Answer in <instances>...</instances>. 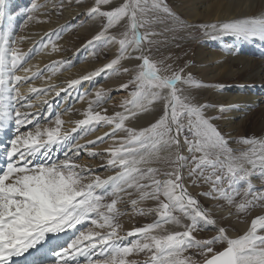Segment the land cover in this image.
<instances>
[{
  "label": "snow or ice",
  "instance_id": "obj_1",
  "mask_svg": "<svg viewBox=\"0 0 264 264\" xmlns=\"http://www.w3.org/2000/svg\"><path fill=\"white\" fill-rule=\"evenodd\" d=\"M80 2L77 0V3ZM111 3L112 0H95V5L88 10L90 17L106 19L102 30L88 43L103 41L105 45L118 44V55L104 68L82 79H90L101 71H119L117 66L121 60H135L134 68L123 69L124 73H132L131 79L120 86L127 89L132 85L134 90L129 93L131 99L121 105L125 112H116L112 116L93 112L91 103L99 104L102 98V93L97 92L96 101L91 102L84 113L85 119L76 121V127L72 129V132H76L77 128L95 131L96 126H111L110 132L89 142L103 143L107 137L119 144V147L107 150L110 156L108 165L118 170L102 179L68 157V152H65L66 159L62 161L32 165L28 160V157L37 154L48 157L54 145L66 144L68 151H73L74 146L67 134L61 135L64 121L59 115L55 117V128L42 130L38 121L33 124L34 115L31 112L22 111L31 109L33 105L20 89L35 78V74L33 77L16 74L18 71L28 73L30 69L24 67L25 55L19 48L11 46L10 34L3 29L6 0H0V131L10 122L16 125L17 133L29 124L34 127V131L29 129L12 139L10 147L3 152L7 163L5 168L0 169V264H10L13 256L35 248L44 241L46 234L64 232L85 221L108 231H80L75 239L67 246H60L59 250L38 251L44 255L50 252L55 257L52 264H79L78 255L86 257L88 264H139L129 257L140 254L145 255L143 264H198L193 256L185 255L191 250L203 258L202 264H264V235L258 234L259 230H264V215L254 217L247 231L236 238L229 237L227 229L220 227L212 238L196 239L193 233L203 230L201 221L212 225L216 221L185 188L181 169L186 157L180 154L183 136V143L192 154L189 177L198 176L210 185V191L200 195L224 199L232 205L235 197L241 194L238 185L243 182L244 198L235 204L236 212L250 214L253 208L264 207V191H255L251 184V177L257 170L264 179V139L243 137L238 143L248 146L247 149L233 154L228 140L212 123L217 117L206 114L212 106L196 102L191 95L193 88L206 85L194 80L184 68H174L166 59L152 57L151 45L155 43L152 37L159 33L153 31L151 25L162 22L155 14L174 15L161 0H122L119 6L102 10V5ZM40 7L33 3L28 9L30 14L27 19L32 20L31 13ZM176 24L179 28L188 26L178 18ZM116 25H121L123 31L119 36L110 35L109 30ZM198 27L205 36L214 40L231 35L245 41H264V14ZM141 29L144 31L141 32ZM20 39L22 41L24 37ZM49 43H52L51 40L41 41L42 47H47ZM56 50L52 43V51ZM79 83L80 80H71L68 86ZM28 92L46 94L34 87H29ZM155 104H160L161 114L154 123L140 130L126 127L125 121L139 112L148 111ZM225 110L223 105L219 106L220 112ZM120 131L126 135L118 137ZM162 152L168 155L162 156ZM79 154L77 147L74 155ZM89 155L94 157L98 153L90 151ZM161 160L168 165V170L162 173L165 180L157 178L161 174L160 169L150 166L154 161ZM142 165L149 166L145 168ZM207 169L212 171L206 176ZM193 183H196L195 180ZM129 190L139 194L137 199L130 201L135 214L155 213L157 219L127 232V236L137 239L123 246L114 241L122 227L119 217L126 214L117 208V204L123 199L121 193L132 195ZM108 197L112 199L105 202ZM146 200L155 201V207L138 209L137 205ZM184 220L189 223H184ZM169 224L183 230L168 231L166 225ZM83 241L88 243L83 244ZM218 244L222 245L219 250L216 248ZM93 255L98 258L93 260ZM31 264L40 262L33 260Z\"/></svg>",
  "mask_w": 264,
  "mask_h": 264
},
{
  "label": "bare ground",
  "instance_id": "obj_2",
  "mask_svg": "<svg viewBox=\"0 0 264 264\" xmlns=\"http://www.w3.org/2000/svg\"><path fill=\"white\" fill-rule=\"evenodd\" d=\"M89 1L91 0H87V3ZM121 2L122 0H112L110 5H102L101 8L102 10H111V8L119 6ZM161 3L168 5L171 12L174 11V13L177 12V14L180 13V15L174 14L173 17H168L162 12L155 14L159 17V21H162L151 25L152 30L159 33L158 35L152 37L155 43L151 45V50L153 52L158 50L159 52H157L158 54L155 59H166L167 63H172L173 66L176 64L177 69H179L183 67L182 64L187 63L193 55L195 62L198 63L201 69L193 72L190 70L187 73H192L194 76L197 75L198 77H202V81L205 82L206 86L202 87V89L193 88L191 90V95L195 97L196 102L212 106L206 110L207 115L218 113L222 116L224 114L231 113V117L221 121L219 124H215L217 129H223L225 125L226 129L224 128V131H220H222L223 136L226 137L227 140L231 139L233 144L236 142L238 143L241 138L246 137L245 132H251V138L264 139V41L252 39L244 41V44L241 43V46H237L240 41L234 36L227 35L218 37L214 40L205 36L203 34V30L198 27V25L201 24L221 23L243 17L260 16L264 14V0H161ZM61 5L62 1L58 2L57 0H45L41 3L39 10L32 14L34 17L32 20L21 18V21H24V24L27 26L24 27L23 31L25 32L26 28H28V31L34 30L37 24L40 23H42L46 29H49L54 25V21L57 20L58 22V20H62V22H67L70 18L76 15V13L69 14L68 12H63V7H60ZM183 5H187L186 8L183 9ZM84 8L86 7L77 5V9L75 10L80 11ZM29 14L30 13L28 12V15ZM5 15L8 16L7 13ZM83 16H86V14ZM83 16H77L76 19L80 20L84 18ZM176 18L185 22L188 26L183 28L177 27ZM49 22H52V26L49 25ZM75 22L76 20H71L60 32V34L65 37L63 41L66 43V47H59L56 54L52 52L46 53L43 52V50H47V47L50 46V44H48L47 47L41 48V43L39 41L37 44L38 47L36 48H41L43 50H40L38 53H34L37 49L33 47L30 51L26 53L24 52L26 57L24 67L29 68L30 71L28 73H24L23 71H18L16 73L17 75L29 77H33L35 74V78L31 79L28 83L21 87L20 91L23 95L25 92H28L29 87H34L46 92L44 95L39 93H30L29 96L33 95V97L36 98L35 101H33V107L31 109H22V111L31 112L34 115L33 124L38 121L42 130L44 128H52L49 125L47 127L44 126V123L48 119L51 111H53V114H56V112L57 114H61L62 117L60 118L64 121L63 133L67 134L69 142L74 146L73 151H68L66 144L54 145L53 148H55V150L53 155L52 152L48 155V157L37 154L34 157H28V160L30 162H34L35 164H43L47 163L46 161L49 160L52 155L49 163L62 161L66 159L65 152H68V157L73 159L76 158L77 155H74V152L76 151V148L79 147L80 154L82 153L80 165L91 169L95 175H99L102 179H106L108 176L114 175L115 170H118H114L113 167L109 166L107 163L110 158L107 150L113 147H110V144L114 145L116 143L107 137H105V142L103 143L91 144L89 142L96 141L97 137H103L106 132H110L111 126H96L95 131H87L86 128H77L76 132H72V129L76 127V121L85 119L84 113L89 109L90 103L96 101L97 92H101L102 95L105 94L106 97L104 103L102 104L104 109H107V111L102 114L112 116L113 113H116L113 112V109H116L119 112L122 111L120 109L121 105L123 102L131 99L129 93L132 92L131 89L134 87L129 85V87L132 86L131 88L128 87L129 89L120 88L122 84L128 83L130 79H119V82H123L121 85L117 84L110 86V81L107 80V74L112 76L114 70L107 72L101 71L98 75L91 76V78L87 80H83L81 77L79 78L81 79L80 83L73 87H69V83H65L68 81L67 79L71 78L69 77V74H71L69 71L70 73L66 72V74L63 75L65 78L61 76V78L58 79L61 80V82H57V84L54 82L56 85L46 86V84L54 81L51 79L54 75L50 76V73L58 70L72 51L78 52L79 50L81 53L84 47L88 48V38L97 35L102 30L103 25L106 23V19L99 17L93 23H87L86 29L89 30V34L86 35L75 34V31H73L75 28ZM84 25H81L82 30L83 27H85ZM110 30H114L115 35L119 36V34L123 31V28L121 25H116ZM143 31L144 30L141 29V32ZM197 37H202V40L191 41ZM48 39L49 38H47V40ZM110 45V52L101 51V55L94 61L95 64L88 66V70L83 77L104 68L107 63L114 59V56L116 57L118 55L119 45L115 43H110ZM205 46H210L211 49L205 48ZM32 49H34V52H31ZM106 57H109L108 60H106ZM126 61V64H122L119 67L123 69H132L137 63L135 60ZM181 61H183V63H181ZM59 72L60 71H58V73ZM208 88L209 90L206 91ZM212 88H218V93L222 94V96H220V94L218 95L220 96L218 99H214L216 94L213 96V101L217 103L210 101L212 100V95L206 100H203V97L207 94L209 95ZM83 89H86L87 94L92 96L91 101L89 100L88 103L78 100V96L83 94ZM111 89L115 92L110 94L109 92ZM121 90L126 91L127 94L124 95L123 93H120ZM57 93H59V95H57ZM39 100H41V104L36 105V102ZM221 102H225L224 107L226 110L224 112L219 111V103ZM38 107H40V110H38L40 112H36V108ZM91 107L93 112H95L96 103H91ZM160 114L161 106L160 104H155L151 106L148 111L139 112V114L134 118L125 121V124H131L136 130H140L148 127L151 123H154L155 120L159 118ZM254 114H257V118L252 123L251 128H248L247 116H252ZM232 120H234V122H232ZM33 124H29L26 131L29 129L34 131ZM63 133L61 132V134ZM11 134H15L16 137L21 133H17L16 125L10 122L5 125L2 131H0V169L6 167L7 161L4 156V158L2 157L4 152L3 150H5L3 147L5 142L9 139L12 140ZM234 146H237V144ZM90 151L98 153V155L94 157L90 156ZM166 154L167 152L161 153V155ZM54 158H57V160L55 161ZM153 164L156 165L154 162L151 165ZM257 173L258 172L256 171V174ZM257 182L258 184H261L260 186H264V179L259 178ZM129 191L132 192V190ZM120 195L123 199L117 204L118 209L122 213L127 214L129 212L127 214L128 216L125 218L127 222L125 221L122 223V228L124 229L119 230L118 233V236L122 237L127 236V232L137 227L140 215L132 212L133 208L130 201L135 198H132V196L124 193H121ZM240 197L242 196L240 195ZM240 197L236 196L235 201ZM235 204L232 206L233 204L229 205V203H210L211 209L208 211V215L211 219L216 221V224H204L203 222L202 229L208 230L209 232H217L218 228L224 227L227 229V235L229 237L236 238L247 231L249 224L254 217L264 215V207L259 206L253 208L250 211V214H238L236 212ZM140 205L141 203L137 205L138 209L141 207ZM156 219L157 217L153 218V220ZM142 223L145 224L144 221H142ZM166 228L168 231L183 230L182 228L178 229L171 224L166 225ZM89 229H91L94 233H106L108 231V229L101 231L96 229L94 226H87L83 222L82 224L77 225L76 228L67 229L64 232H59L48 237L37 246L33 253L25 252L22 255H19L17 264H31V261L33 260H37L39 262L48 261L50 257H52L51 253L49 252L47 255H44L43 252L38 251V249L55 248L56 250H59L60 246H67V244L71 242L68 240L72 238L70 235L77 237L80 231L87 233ZM258 234L264 235V230H259ZM116 238L117 237L114 238L115 242L119 240ZM129 238L130 237L127 236V240ZM119 242H122V240ZM87 243L88 241H83V244ZM139 257L140 255L133 256L130 257V259L140 260L138 259ZM97 258L98 256H95L93 260ZM144 258L145 257L142 259ZM81 259H85L87 261L86 257L78 255L77 260L80 261Z\"/></svg>",
  "mask_w": 264,
  "mask_h": 264
},
{
  "label": "rangeland",
  "instance_id": "obj_3",
  "mask_svg": "<svg viewBox=\"0 0 264 264\" xmlns=\"http://www.w3.org/2000/svg\"><path fill=\"white\" fill-rule=\"evenodd\" d=\"M44 1L45 0H6L5 14L7 13L8 16L4 15V19L2 21L3 29L5 31H8L9 34H10V44H11V46L12 47H15V48H19L20 51L23 54H25L26 52L30 51V49L33 48V47L34 48L38 47V45H37L38 42L40 41V43H41V41H43V40H44V42L45 41L48 42L49 40H51V42L54 43L55 46H56V48H57L56 51H58L59 50V47L60 48H61V46H65L66 47V43L63 41L65 37H64V35L60 34V32L64 29V27L67 25L68 22H70L73 19L76 20V22H75V28L73 29V31H75V34H85L86 35V34H89V30L86 29V24L87 23H93L97 18H99V17L92 18V17H90L87 14L88 13V10L92 6L95 5L94 4V0H91L88 3H87V0H81L80 3H77V0H64V1L63 0H57L58 2L62 1V5H63V9L62 10H63V12H66V13L68 12L69 14L70 13H72V14L73 13H76V15L74 17L70 18L67 22H62V20H58V22H57V20H56V21H54V23H53L54 25L53 26H52V22H49V25L52 26L49 29H46L43 26V24L40 23V24H37V26L35 28V29L38 28L37 30L34 29V30H29L28 31V28H26V31L24 32L23 31L24 30V27H27V26L24 24V21H21V18L27 19V17H28V9H30L32 7V4L33 3H36L38 5H41V3H43ZM77 5H80L81 7H86V8H84L83 10H80V11L78 10L77 11V10H75V9H77ZM163 5L166 6L167 8H169L168 5H166V4H163ZM186 6L187 5H183L182 6L183 9L186 8ZM74 10H75V12H74ZM172 12L175 15H180V13H179L180 11L178 12L179 14H177V12L174 13V11H172ZM31 14H34V13H31ZM82 14L83 15L86 14V16H83ZM77 16H83L84 18L80 19L81 20L80 21V20L76 19ZM178 17H180V16H178ZM92 19H94V20H92ZM81 25L82 26L83 25L85 26V27H83V30L81 29ZM18 29H19V31H18ZM22 32H24L25 34L22 33ZM26 33H29V34H26ZM50 33L52 34L51 36L48 35ZM109 34L110 35H115L114 30L113 31L110 30L109 31ZM37 35H39V36H37ZM36 36H37V39H36ZM21 37H24V39L22 41L20 39ZM93 37L94 36L88 38L89 41L90 40H93ZM47 38H49V39L47 40ZM198 40L201 41L202 40V37H197L195 39H192L191 41H198ZM12 41H15V43H11ZM239 41L240 42H238V45L237 46H241V43L244 44V41L245 40L242 41L241 39H239ZM94 42L95 43H93L92 45H90L88 43L90 46L88 45V48L87 47H84L83 50L81 51V53L79 52V50H78V52L77 51H72L67 56V59H65L63 65L60 66L58 70H55L56 72L53 71V72L50 73V76H52V75L55 76V77L52 76V78H51L54 81L51 82L53 84L49 83V84H46V86L56 85L57 82H61V80H58V79L61 78V76L63 78H65L63 75H65L66 72H69V71L71 72V74H69L70 75L69 77H71V78L67 79L68 81H66L65 83H69L71 80H78L79 78L83 77V75L86 74V71L88 70V66L89 65L95 64L94 61H95V59H97L98 56L101 55V51H106V52L108 51V52H110V47H111L110 43L107 44V45H105L103 41H99V42L94 41ZM52 43H49L50 46L47 47V50L44 49L45 51L43 49H41V48H43L42 45H41V48H38V49L36 48L37 50L35 52H34V49H32L31 52L38 53V52H40V50H43V52H46V53L47 52H50V53L52 52V53L56 54V51L55 52L52 51ZM28 46H30V47H28ZM205 48H208L209 49L210 46H205ZM157 52H158V50H155V52H153L151 50V55H152V57L154 59L156 58L157 54L159 53V52L158 53ZM106 58H107L106 60H108L109 57H106ZM114 58H116V57L114 56ZM126 60H128V59L121 60L120 65L117 66V68L119 69V71H115L114 70V73L112 74V76H109L107 74V80L110 81V86L117 85V84H120L121 85L123 82L122 83H121V81L119 82V79H131L132 73L131 72L124 73L122 71L123 68L119 67L122 64H126V62H127ZM159 60H161V59H159ZM181 63H183V61H181ZM169 64H172V63H169ZM182 65H183V67H181V68H184L185 69V73L189 72L190 70H191V72H193L195 70L201 69L200 66L198 65V63L195 62V58H194L193 55L191 56L190 60L187 61V63H184ZM173 67L174 68L175 67L177 68V65L174 64ZM58 71H60V72L58 73ZM191 75L194 78V80H196V81L202 83L203 85H205V82L202 81L203 80L202 77H198L197 75L194 76L192 73H191ZM81 79H79V80H81ZM56 80H58V81H56ZM54 82L56 84H54ZM131 87H129V88H131ZM129 88H127V89H129ZM201 89H202V87H201ZM133 90H134V88L131 89V91H133ZM197 90H199V89H197ZM208 90H209V88L206 91H208ZM82 92H83V94L82 95L80 94L78 96V100L79 101L81 100L84 103H88L89 100L91 101L92 96L89 95V94H87L86 89L85 90L83 89ZM113 92H115V91L111 89L109 93L111 94ZM120 93H123L124 95L127 94L126 91H124V90H121ZM29 94H30V92L29 93L28 92L27 93L25 92L24 95L25 96H29ZM219 94L220 93H218V88H214V89L212 88V91L209 93V95L208 94L206 95L207 97L206 96L203 97V100H206L207 98H209V96L212 95L211 96L212 97V100H210V101H212L214 103H217V102L213 101V96L215 95V98L214 99H216V98L218 99V98H220V96H222V94H220V96H218ZM28 98L30 99L31 104H34L33 101H35L36 98L33 97V95L29 96ZM105 98H106L105 97V94H103L102 95V98H101V101L99 102V104H96V110H95V112H101V113L104 112L105 109H104L102 103H104ZM37 102H36V105L37 104L38 105L41 104V100H39ZM224 103L225 102L219 103V106H221V105L225 106ZM39 108L40 107L36 108V110H37L36 112H40V111H38V110H40ZM102 109H104V110H102ZM120 109L122 110L121 113H124L125 112V109L123 107H121ZM113 110H112L113 112H119L116 109H113ZM57 115H59L60 117H62L61 114H57V112H56V114H53V111H51L50 112V115L48 116V119L44 123V126L47 127L49 125L52 128L55 127L56 126V124H55V117ZM230 115H231V113L230 114H224L222 116H220L218 113H212L209 116L217 117L216 119L212 120V123L215 125V124H219L223 120L228 119L229 117H231ZM40 118H41V116H40ZM247 118H248V128L249 127L251 128L252 123L257 118V114H254L252 116L251 115H248ZM232 122H234V120H232ZM125 125H126V127L134 128L135 129V127L133 125H131V124H125ZM28 126L29 125H27L26 127L20 128V133H25L26 130H27L26 128H28ZM63 128L64 127L62 125L61 126V132L62 133L64 132L63 131L64 130ZM224 128L226 129L225 125H224ZM224 128L223 129H220V130L224 131ZM218 130H219V128H218ZM222 131H220V132L222 133ZM64 134L65 133H63L61 135H64ZM245 134H246V137L251 138V134H252L251 132H245ZM125 135L126 134L123 131H120V132L117 133V136L118 137H123ZM222 135H223V133H222ZM11 136H12V139L15 138V134L14 135L11 134ZM9 141H11V139H9L7 142H5V143H8V144H5L4 143L3 149H7V148L10 147L9 146ZM231 142H232L231 139L228 140V145H229L230 148L233 149V154H239L240 151L246 150L247 147H248L246 145H242V144L237 143V142L234 143V144H233V142L232 143ZM236 144H237V146H234ZM111 146H113V147H119V144L118 143H116L114 145L113 144H110V147ZM54 150H55V148H53L52 155L54 153ZM81 154L78 155V156H76V158H73V160H75L78 164H80L81 159H82ZM180 154L182 156L186 157V160L183 162L184 163V166L181 169L182 170V173H183V176H184V186L187 189L188 193L190 195H192L193 197H195L199 201L200 207L202 209L206 210L207 213H208V211L211 209L210 203H219V202H221V203H228L224 199H220V198L211 199V198H209L207 196L200 195V193H206V192L210 191V185L208 183H205L204 180L200 179L198 176L197 177H192V178L189 177V170H190V168L192 166V161H191V155L192 154L189 153L187 145H185L183 143V136H181ZM52 155H51L50 159L46 161L47 163H49V161H51ZM166 155H168V153ZM166 155H162V156H166ZM197 155H199V154L197 153ZM2 157H3V155H2ZM57 158H59V157H57ZM57 158H54V160L56 161ZM221 158L223 159V157H221ZM154 163H156V165L153 164V165H150V166L151 167H154V168L160 169V172H161V174L158 175L157 178L160 179V180H165L166 177L162 173L164 171L168 170V165L163 160H161L159 162H155L154 161ZM31 164L32 165H36L37 163L35 164L34 162H31ZM148 166L149 165H146V166L145 165L144 166L142 165L141 167H145L146 168ZM211 171H212L211 169H207L205 171V175L206 176L209 175L211 173ZM257 172H258L257 174L255 173L251 177V184L254 185L253 186V189L255 191H264V186L263 185L260 186L261 184H258V182H257V180L259 178H261L260 175H259V170H257ZM194 180L196 182L195 184L193 183ZM224 187L225 188L227 187V184L226 183H225ZM238 187L240 188V192H241L240 195L242 197H240V195H239L240 198L238 200H236L233 203L232 206H234L235 203H239L244 198L243 197V191H244V188H245L244 183L241 182V184L238 185ZM262 187H263V189H262ZM138 195H139L138 193L132 191V195H130V196H132V198L137 199L138 198ZM111 199H112V197H108L105 202H110ZM155 205H156V202L155 201H153V200H146V201L141 202V205H140L141 207L140 208H143V209L147 210L149 208L155 207ZM117 208H118V205H117ZM132 212H134V211L132 210ZM127 214H124L125 216L124 215H121L119 217V221L118 222L121 225H122L123 222H125V221L127 222V220H125L126 216H128ZM176 215H180V214L179 213H176ZM155 217H157L155 213H151V215H149V214L140 215V220H139V222L137 224V227H143L145 224H149V223L154 222L155 220H153V218H155ZM142 221H144L145 224H143ZM184 222L189 223V221H187V220H184ZM84 223L87 226H93V225L90 224L89 221H85ZM202 223H203V221L200 222V227L201 228H202ZM96 229H99V228H96ZM123 229L124 228L121 227L119 230H123ZM99 230L102 231V230H105V229H99ZM119 230H118V233H119ZM54 234H56V233H48V234H46L44 241L48 237H50V236H52ZM216 234H217V232H211V231L209 232L208 230H204V229L201 230V231H197V232H194L193 233V235L196 237V239H210V238H212ZM70 237H72V238L68 239L69 241H71L72 239H75L76 238V236H73V235H70ZM116 239H119L116 243H118L120 245H123V246H127L132 241L136 240L137 237L131 236L127 240V236H122V237L121 236L120 237L117 236ZM120 240H122V242H119ZM38 245H40V244H38ZM37 246L35 248L28 249L26 251V253H33L36 250ZM221 247H222V245H219V244L216 245L217 250H219ZM185 255L186 256L187 255L193 256V258L198 262V264H202L203 258L200 257L199 255L195 254V251L194 250H191V251L185 253ZM95 256L96 255H93L92 256V259ZM142 256L145 257L144 254H140V257L141 258L139 257L138 259H140V260H137L139 262V264H143V261L145 260V258L142 259L143 258ZM18 257L19 256H13L11 258L10 264H17L18 263V259H19ZM54 259H55V257L52 256V257H50V259L48 261L40 262V264H52V261ZM129 259H130V257H129ZM81 260L79 261L80 262L79 264H88V262L85 259H83L82 261Z\"/></svg>",
  "mask_w": 264,
  "mask_h": 264
}]
</instances>
